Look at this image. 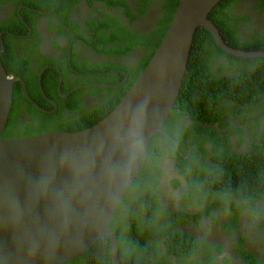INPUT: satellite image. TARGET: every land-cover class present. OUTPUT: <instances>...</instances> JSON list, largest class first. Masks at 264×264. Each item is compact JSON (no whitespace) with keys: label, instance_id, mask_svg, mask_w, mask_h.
Segmentation results:
<instances>
[{"label":"flooded vegetation","instance_id":"af4514ba","mask_svg":"<svg viewBox=\"0 0 264 264\" xmlns=\"http://www.w3.org/2000/svg\"><path fill=\"white\" fill-rule=\"evenodd\" d=\"M141 1L144 0H116L110 5L103 0H0V21L6 27L0 31V37L9 33L8 43L14 57L28 62L26 75L37 73L36 80H42L47 70L54 72L45 80L46 89L56 96L45 93L38 81L42 104L30 98L39 112L53 115L60 103L62 114L86 116L109 98L110 87L118 85L102 81L105 75L122 73V81L128 79L125 68L133 73L144 57V50L134 45L135 40L138 36L151 35L165 3V0H148L140 11ZM228 12L236 17L232 24L241 42L264 36V0H235ZM128 45L132 48L125 53H114L126 50ZM109 63L119 68L107 70ZM55 74L58 81L54 85ZM259 104L244 106V111H240L236 102L229 100L224 106L230 109L218 121L202 120L194 125L195 120L184 114L168 128L170 132L164 129L159 132L175 144L183 161L172 157L162 141L160 154L132 191L149 198L155 225L163 232L175 234V237H159L166 233L158 231L160 234L153 241L159 249V257L172 264H247L249 256L253 255L264 264V217L261 214L264 199L249 202L248 207L249 200L239 199L227 188L224 191L219 174L212 172L218 165L212 154L214 142L226 145L213 133L228 139L232 151L240 155L250 152L255 142L260 141L264 132V104L261 108ZM233 108L237 109L235 115L231 113ZM27 110L25 103L19 101L20 118L33 122ZM203 149L207 153L204 154ZM193 150L197 154L195 159ZM197 167L202 172L196 174ZM212 177L216 179L211 181ZM184 233L191 237L187 247L191 250H184L183 258L178 260L171 250L174 243H185L181 236ZM153 261L154 258L149 264H156Z\"/></svg>","mask_w":264,"mask_h":264},{"label":"water","instance_id":"95a60500","mask_svg":"<svg viewBox=\"0 0 264 264\" xmlns=\"http://www.w3.org/2000/svg\"><path fill=\"white\" fill-rule=\"evenodd\" d=\"M218 1L179 0L153 55L118 104L77 132L1 137L14 84L21 83L24 96L33 101L22 78L7 74L0 62V264H64L103 236L110 240L112 264H120L118 237L109 224L145 164L150 139L163 132L173 110L196 28L209 30L228 54L264 57V50L243 51L224 42L207 18ZM0 45L2 55V40ZM130 116L144 128L142 153L122 175L107 174L106 163L120 156L114 130L125 126Z\"/></svg>","mask_w":264,"mask_h":264},{"label":"trees","instance_id":"16d2710c","mask_svg":"<svg viewBox=\"0 0 264 264\" xmlns=\"http://www.w3.org/2000/svg\"><path fill=\"white\" fill-rule=\"evenodd\" d=\"M103 1L109 2L110 5L116 3V0ZM147 2L148 0L141 1L140 11H143ZM178 2L179 0H165V3L162 5L163 13L156 22V28L150 32L151 35L138 36L135 40L134 45H138L144 50V57L140 61L139 67L133 73H130L129 68L126 67L125 70L129 75L125 81H122L124 78L122 73L105 75L103 77L105 80L102 81L116 83L118 85L116 87H110L111 95L109 98L102 100V103L96 105L93 110L86 113V116H66L61 113L62 107H60V103L59 109L53 115L39 112L23 95L19 82H16L13 86L10 113L1 137H25L52 130L77 132L92 126L106 117L118 104L153 55L172 19ZM234 2L235 0H219L212 7L207 18L216 25L222 39L229 47L243 51L264 50L263 35L252 40L242 42L239 40L236 28L232 24L233 19L236 17L233 13L230 15L228 12ZM129 13L131 12L129 11ZM16 22L22 25L20 20L16 19ZM3 28L6 27L0 21V31ZM10 30L12 29L10 28ZM10 38L9 33H3L0 37L5 47L4 53L0 55V62L7 74L21 77L26 84V90L30 98L34 102L42 104L43 99H41L38 80H36L38 74L26 75L29 72L28 62L23 63L24 59L18 60L14 57L10 44L8 43ZM127 47L126 50H115L114 53H125V51L132 48V45H128ZM111 53L114 54L113 52ZM115 68H119V66L113 63H109L106 67L107 70H113ZM50 74L54 75V72L47 70L43 73L41 80L42 88L48 95L56 96V94H51L48 88L46 89L45 79ZM53 79L55 85L58 81L56 74ZM229 100L235 101L236 108L240 109V111H244V106L251 107L259 102V107H263L264 57L250 58L228 54L216 44L209 30L198 27L193 35L187 68L179 94L163 129L170 132L168 128L176 123L178 116H183L184 114L190 115L195 120L193 121L194 125L202 122V120L208 123L218 121L230 109L224 106V102ZM19 101L25 103L33 122H28V120L20 118L18 111ZM236 108L231 110L233 115H235L234 111L237 110ZM172 136L177 141V138L174 135ZM213 136L218 141L226 143V145L222 144V146H219V142H214V147L212 148L214 160L219 165L213 167L214 170L212 172L213 174H219L218 178L220 177L222 179L223 184H221L223 190L226 191L227 188L229 193H233L239 199L249 200L246 203L248 207L249 202L253 203L264 199V132L260 137V141H256L251 151L246 152L244 155L234 153L228 139H221L217 133H213ZM162 141L163 146L166 147L172 157L177 156L179 160L183 161L175 144L168 140L167 136L158 133L150 139L145 164L132 184L125 191L109 224V227L118 237V259L120 264H149L152 262V258L155 259L153 262L156 264H172L169 260L159 257V249H157L156 242L153 241L160 234L158 231L166 233L159 235V237L170 236V232H163V229L155 225L154 212L150 206V202H148L149 198L138 192H132L136 189L137 184L141 183L140 179L147 172L146 168L160 154L163 148L160 144ZM183 152L185 153L186 150H183ZM192 153L195 157H191L195 159L197 154L194 150ZM203 153H207V150L203 149ZM225 157L227 160H224ZM219 158H223V160ZM154 167H156V163H154ZM200 172L202 170L197 167L196 174ZM215 179V177H212L211 181ZM261 212L264 217V209H261ZM181 236L184 237L185 243L183 241H181L182 244L174 243V247L171 250L172 253H175L179 257L178 260L183 258L184 250H191L190 246L187 248L191 237L186 233L181 234ZM171 237H175V234H172ZM191 245L194 247V244ZM167 247L170 248L171 246L167 245ZM109 252L110 240L107 236H103L83 254L64 264H112ZM249 257L250 259L247 260V264H262L253 255Z\"/></svg>","mask_w":264,"mask_h":264},{"label":"clouds","instance_id":"9594fccd","mask_svg":"<svg viewBox=\"0 0 264 264\" xmlns=\"http://www.w3.org/2000/svg\"><path fill=\"white\" fill-rule=\"evenodd\" d=\"M114 140L119 152V159L109 160L105 172L111 175H122L140 157L144 146V128L140 120L130 116L126 125L117 126Z\"/></svg>","mask_w":264,"mask_h":264}]
</instances>
